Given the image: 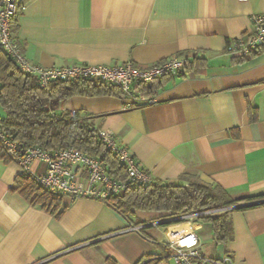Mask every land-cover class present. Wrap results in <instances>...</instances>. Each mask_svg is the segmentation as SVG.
Instances as JSON below:
<instances>
[{
	"label": "crops",
	"instance_id": "1",
	"mask_svg": "<svg viewBox=\"0 0 264 264\" xmlns=\"http://www.w3.org/2000/svg\"><path fill=\"white\" fill-rule=\"evenodd\" d=\"M21 2L14 36L35 63L144 66L176 55L191 63L169 75L153 104L75 94L61 100L56 113L76 111L111 130L153 179L177 182L189 172L235 197L264 199V47L244 58L225 51L249 31L253 14L264 15V0ZM45 167L42 160L31 164L35 173ZM18 174L15 160L0 158V264H137L152 253H163L159 264H169L170 250L158 243L189 231L199 248L214 244L210 256L264 264V200L232 210L231 238L215 242L211 224L199 217L154 223L165 213L134 210L130 221L89 197L65 196V210L56 217L11 189ZM139 221L142 232L124 230Z\"/></svg>",
	"mask_w": 264,
	"mask_h": 264
},
{
	"label": "trees",
	"instance_id": "2",
	"mask_svg": "<svg viewBox=\"0 0 264 264\" xmlns=\"http://www.w3.org/2000/svg\"><path fill=\"white\" fill-rule=\"evenodd\" d=\"M22 6L21 2L11 21L13 36L18 29V16ZM260 47H264V44L252 52ZM244 57L246 56H241V58ZM190 65L191 63L187 61L184 69L179 73L190 68ZM168 77L169 75H164L150 83L139 84L135 90L142 91L146 95L156 94ZM75 94L125 95L115 85L83 78L56 79L42 86L34 76L21 71L14 60L0 48V109L2 110L0 130L21 141L25 146H38L48 152L72 146L88 155L98 157L110 176L118 180L126 179L124 165L98 136V127L76 111L55 112L61 100ZM0 158L11 159L1 142ZM11 189L19 191L30 203L40 205L56 217L65 210L63 198L67 196L66 194L42 187L34 177L28 174L19 173ZM256 197L258 196L235 197L218 183L206 181L198 175L185 172L179 175L177 182L157 179H152L148 183L128 182L122 192L110 196L106 204L129 220L134 210L164 212V215L173 217L212 208L230 207L198 216L211 224L215 242H223L230 239L233 232L230 212L254 206L236 205L241 200L250 201ZM176 221L179 220L169 223ZM141 223L143 222L139 221L135 224ZM144 228L142 227L140 231L142 232ZM158 244L165 252H169L166 244L161 242ZM159 254H149L141 258L137 264L142 260V264H159L162 260Z\"/></svg>",
	"mask_w": 264,
	"mask_h": 264
},
{
	"label": "built area",
	"instance_id": "3",
	"mask_svg": "<svg viewBox=\"0 0 264 264\" xmlns=\"http://www.w3.org/2000/svg\"><path fill=\"white\" fill-rule=\"evenodd\" d=\"M19 4L21 0H0V48L14 60L21 71L34 76L42 86L56 79H92L119 87L133 104H153L156 101L155 94L146 95L135 88L139 84L150 83L164 75L178 74L188 61L187 55H176L144 66L132 61L118 65L76 62L62 66H44L35 63L25 55L11 33V21ZM250 21L249 31L229 41L225 45L226 52L240 57L247 56L264 44V15L253 14ZM98 136L124 165L126 179L118 180L110 176L98 157L88 155L72 146L48 152L38 146H25L21 141L0 130V142L7 155L19 165L20 174H28L34 177L42 187L62 192L70 199L89 197L106 203L110 196L120 194L128 182L148 183L153 179L130 149L121 144L111 130L99 128ZM36 159L45 162L46 167L43 173H35L31 169V164ZM227 208L230 207L184 213L167 219L198 217L200 214ZM142 227L141 224H132L124 230L139 231ZM166 245L170 250L169 264H234L232 257L228 254L203 255L199 248L198 237L191 231L175 240L166 241Z\"/></svg>",
	"mask_w": 264,
	"mask_h": 264
},
{
	"label": "rangeland",
	"instance_id": "4",
	"mask_svg": "<svg viewBox=\"0 0 264 264\" xmlns=\"http://www.w3.org/2000/svg\"><path fill=\"white\" fill-rule=\"evenodd\" d=\"M0 113H2V110L0 109ZM161 218H163V219H167L168 218V216L167 215H163V216H160ZM160 217H158L159 219H160ZM158 218H156L155 220H152V221H150V222H153V221H156V220H159ZM154 226H147V229H149L150 231H152L153 232V230L152 229H154L153 228ZM214 244L213 243H208L207 245H204V247H201L200 248V251H201V253L203 254V255H207V256H210V255H212L213 253H214Z\"/></svg>",
	"mask_w": 264,
	"mask_h": 264
},
{
	"label": "water",
	"instance_id": "5",
	"mask_svg": "<svg viewBox=\"0 0 264 264\" xmlns=\"http://www.w3.org/2000/svg\"><path fill=\"white\" fill-rule=\"evenodd\" d=\"M262 200L264 199H260V200H254V201H246V202H242V203H238L236 206H242V205H253V204H257L259 202H261ZM173 220H178L176 218H169V219H161V220H158L156 221L157 223H168V222H171Z\"/></svg>",
	"mask_w": 264,
	"mask_h": 264
}]
</instances>
